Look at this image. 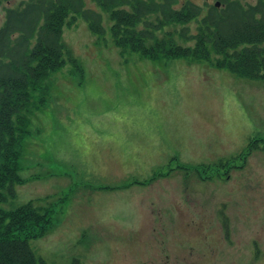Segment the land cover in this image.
<instances>
[{
	"label": "rangeland",
	"instance_id": "374dc122",
	"mask_svg": "<svg viewBox=\"0 0 264 264\" xmlns=\"http://www.w3.org/2000/svg\"><path fill=\"white\" fill-rule=\"evenodd\" d=\"M22 1H2L0 27ZM87 5L106 34L65 26L74 62L31 113L27 181L0 204L52 208L54 231L29 240L38 264H264V77L122 55Z\"/></svg>",
	"mask_w": 264,
	"mask_h": 264
},
{
	"label": "trees",
	"instance_id": "16d2710c",
	"mask_svg": "<svg viewBox=\"0 0 264 264\" xmlns=\"http://www.w3.org/2000/svg\"><path fill=\"white\" fill-rule=\"evenodd\" d=\"M88 1L109 13L122 55L185 58L243 78L264 77V0H219L221 8L195 0L22 1L6 9L0 27V204L27 181L21 171L31 113L45 108L53 75L74 62L64 27L82 16L96 37L106 34L102 14ZM51 211L33 201L0 208V264H38L29 240L52 229Z\"/></svg>",
	"mask_w": 264,
	"mask_h": 264
},
{
	"label": "water",
	"instance_id": "95a60500",
	"mask_svg": "<svg viewBox=\"0 0 264 264\" xmlns=\"http://www.w3.org/2000/svg\"><path fill=\"white\" fill-rule=\"evenodd\" d=\"M216 5H217V6H220V3H219V2H217V3H216Z\"/></svg>",
	"mask_w": 264,
	"mask_h": 264
},
{
	"label": "flooded vegetation",
	"instance_id": "af4514ba",
	"mask_svg": "<svg viewBox=\"0 0 264 264\" xmlns=\"http://www.w3.org/2000/svg\"><path fill=\"white\" fill-rule=\"evenodd\" d=\"M227 233H229L228 229H227Z\"/></svg>",
	"mask_w": 264,
	"mask_h": 264
}]
</instances>
